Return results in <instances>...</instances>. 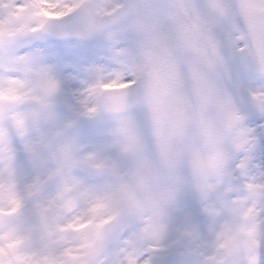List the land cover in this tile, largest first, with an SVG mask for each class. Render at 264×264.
<instances>
[{
	"label": "snow or ice",
	"instance_id": "obj_1",
	"mask_svg": "<svg viewBox=\"0 0 264 264\" xmlns=\"http://www.w3.org/2000/svg\"><path fill=\"white\" fill-rule=\"evenodd\" d=\"M0 264H264V0H0Z\"/></svg>",
	"mask_w": 264,
	"mask_h": 264
}]
</instances>
